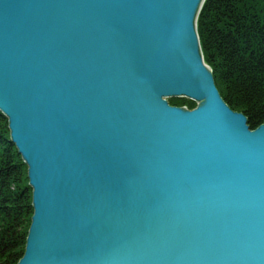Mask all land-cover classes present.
Masks as SVG:
<instances>
[{
  "label": "water",
  "instance_id": "water-1",
  "mask_svg": "<svg viewBox=\"0 0 264 264\" xmlns=\"http://www.w3.org/2000/svg\"><path fill=\"white\" fill-rule=\"evenodd\" d=\"M204 2L0 0V111L31 186L17 264H264V123L216 85Z\"/></svg>",
  "mask_w": 264,
  "mask_h": 264
},
{
  "label": "trees",
  "instance_id": "trees-1",
  "mask_svg": "<svg viewBox=\"0 0 264 264\" xmlns=\"http://www.w3.org/2000/svg\"><path fill=\"white\" fill-rule=\"evenodd\" d=\"M204 60L230 108L248 117L251 129L264 123V0H205L202 7ZM172 105L197 102L171 97ZM28 166L11 140L0 111V264L24 256L30 229Z\"/></svg>",
  "mask_w": 264,
  "mask_h": 264
},
{
  "label": "rangeland",
  "instance_id": "rangeland-1",
  "mask_svg": "<svg viewBox=\"0 0 264 264\" xmlns=\"http://www.w3.org/2000/svg\"><path fill=\"white\" fill-rule=\"evenodd\" d=\"M243 113V112H242ZM256 129V128H255Z\"/></svg>",
  "mask_w": 264,
  "mask_h": 264
}]
</instances>
